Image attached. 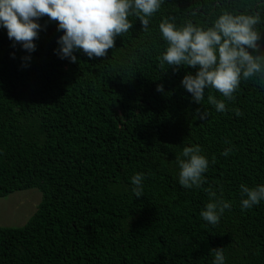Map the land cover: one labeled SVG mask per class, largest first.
I'll return each instance as SVG.
<instances>
[{
    "label": "trees",
    "instance_id": "16d2710c",
    "mask_svg": "<svg viewBox=\"0 0 264 264\" xmlns=\"http://www.w3.org/2000/svg\"><path fill=\"white\" fill-rule=\"evenodd\" d=\"M223 10H259L264 21V0H163L149 31L129 16L133 28L107 57L77 52L78 63L54 53L63 33L47 17L31 54L0 28V198L42 193L24 226H0V264H213L216 248L225 264H264V201L242 211L239 195L242 183L264 184V87L242 80L220 113L207 100L220 93L206 89L200 105L181 86L194 69L157 60L163 18L207 27ZM257 30L264 51V22ZM191 145L209 160L199 189L178 182L175 159ZM135 173L145 175L140 198ZM208 187L232 202L215 226L200 216Z\"/></svg>",
    "mask_w": 264,
    "mask_h": 264
},
{
    "label": "clouds",
    "instance_id": "9594fccd",
    "mask_svg": "<svg viewBox=\"0 0 264 264\" xmlns=\"http://www.w3.org/2000/svg\"><path fill=\"white\" fill-rule=\"evenodd\" d=\"M163 0H0V28L6 29L7 36L22 49L31 54L36 51L35 41L39 33L47 30V22L39 23L44 17L57 24V31L63 34L57 39L58 48L54 53L60 59L78 63L74 53L83 52L89 59L107 57L115 48V40L133 28L129 16H136L142 32L149 31L151 18L156 14ZM195 15V13H193ZM260 11L235 14L223 10L211 26H197L191 21L178 26L174 17H165L159 23V30L166 42L164 52L157 57L161 69L169 66L173 72L181 68L186 71L181 86L191 94L192 102L200 104L205 99V90L214 89L223 99L208 95V103L220 113L229 111L227 102L233 101L234 94L242 80L255 79L264 87V51H261ZM14 58V54H13ZM31 56L22 57L27 66ZM156 91L164 94V87L158 84ZM166 95L171 96L169 92ZM241 116L239 109H233ZM196 116L205 120L206 110H196ZM227 143V141H226ZM199 145L185 146L175 163L179 168L178 182L184 189H199L207 184L205 173L209 160L202 155ZM232 148H226L221 155L227 157ZM215 161L213 160V163ZM143 173L130 178L134 198L144 196ZM208 202L200 216L210 225H217L232 202L225 200L217 190L204 188ZM241 210H250L264 201V184L239 186ZM213 264H225V248L211 249Z\"/></svg>",
    "mask_w": 264,
    "mask_h": 264
},
{
    "label": "rangeland",
    "instance_id": "374dc122",
    "mask_svg": "<svg viewBox=\"0 0 264 264\" xmlns=\"http://www.w3.org/2000/svg\"><path fill=\"white\" fill-rule=\"evenodd\" d=\"M41 200L42 193L35 188L0 198V226H24L37 211Z\"/></svg>",
    "mask_w": 264,
    "mask_h": 264
}]
</instances>
